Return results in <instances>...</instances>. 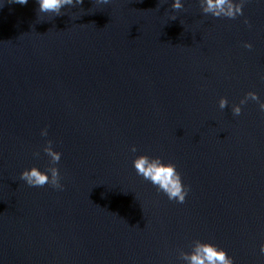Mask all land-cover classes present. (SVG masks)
<instances>
[{"label": "water", "instance_id": "1", "mask_svg": "<svg viewBox=\"0 0 264 264\" xmlns=\"http://www.w3.org/2000/svg\"><path fill=\"white\" fill-rule=\"evenodd\" d=\"M182 2L0 4V264H182L195 239L264 264V112H231L264 100V0L235 19ZM46 140L62 190L19 179L49 166ZM140 154L176 165L183 203L136 175Z\"/></svg>", "mask_w": 264, "mask_h": 264}, {"label": "clouds", "instance_id": "2", "mask_svg": "<svg viewBox=\"0 0 264 264\" xmlns=\"http://www.w3.org/2000/svg\"><path fill=\"white\" fill-rule=\"evenodd\" d=\"M11 3L20 5L27 4L28 0H9ZM81 4L83 0H36L38 13H53L60 15V10L65 5ZM106 4L110 0H104ZM246 0H202L201 9L205 15H211L214 18L225 17L235 19L243 15V6ZM3 0H0V4ZM170 7L173 10L183 8L182 0H171ZM248 23L247 20L244 21ZM245 48H251L252 45L244 43ZM257 102L258 108L264 112V100H260L255 92H247L238 104H233L231 112L233 116L241 114V106L248 100ZM228 104L224 97L218 100V107L222 110ZM46 128L41 129L40 135L47 136ZM43 153L48 157L49 166L43 170L37 166H31L23 169L19 173V179L29 187H43L48 185L53 189H63L60 183V173L56 165L60 162L61 153L52 147L50 140L45 141L42 148ZM130 151L135 153L136 148L132 146ZM38 157L39 153H33ZM132 168L137 176L149 182L158 193H163L169 201H175L180 204L185 201L188 193V187L182 182L181 175L176 169V165L170 161L163 160L160 156H151L147 154L136 155L131 161ZM259 251L264 254V244L259 246ZM179 260L182 264H234L233 258L226 251L207 240L195 239L191 241L188 250L178 251Z\"/></svg>", "mask_w": 264, "mask_h": 264}]
</instances>
